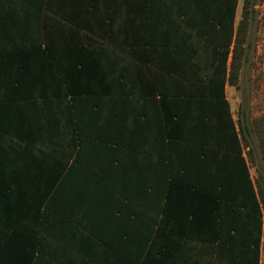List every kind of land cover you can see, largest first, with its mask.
Returning <instances> with one entry per match:
<instances>
[{"label": "crops", "instance_id": "obj_1", "mask_svg": "<svg viewBox=\"0 0 264 264\" xmlns=\"http://www.w3.org/2000/svg\"><path fill=\"white\" fill-rule=\"evenodd\" d=\"M243 2L0 0V264L185 247L174 234L206 196L183 186L215 182L170 170L189 166L191 138L233 146L222 94L237 119Z\"/></svg>", "mask_w": 264, "mask_h": 264}, {"label": "trees", "instance_id": "obj_2", "mask_svg": "<svg viewBox=\"0 0 264 264\" xmlns=\"http://www.w3.org/2000/svg\"><path fill=\"white\" fill-rule=\"evenodd\" d=\"M253 2L254 0L243 2L240 36L234 46L233 67L228 76L229 82L235 86L240 77L243 56L245 59L247 57L243 35L249 18L254 16ZM222 99L233 133V146L230 141L218 147L210 141L198 144V138H191L187 141L192 150L186 155L191 164L182 167V170H170V175L174 178L180 175L179 171L182 173L180 176L188 180L204 173L202 176L215 182L212 185L186 183L183 186L194 193L204 192L206 196L203 212H199L194 206H189L190 211H187L190 215V227L195 230L174 234L175 242H186L185 247L176 244L171 249H160L156 259H151L153 252L149 248L141 264H263L264 198L253 181L251 166L244 154V141L250 130L244 122L240 123L239 118L233 117L225 94H222ZM246 119L247 113L244 110L243 120ZM206 123L212 122L208 120ZM169 139L171 150H174L173 144L176 141H184L182 137ZM204 166L206 168L200 171L199 168ZM190 242L206 244V247L191 248L188 246Z\"/></svg>", "mask_w": 264, "mask_h": 264}, {"label": "rangeland", "instance_id": "obj_3", "mask_svg": "<svg viewBox=\"0 0 264 264\" xmlns=\"http://www.w3.org/2000/svg\"><path fill=\"white\" fill-rule=\"evenodd\" d=\"M253 4L254 16L249 18L243 35L247 57L243 56L236 86L235 112L240 123L244 122L250 130L244 141L245 152L264 198V0H254ZM244 110L246 120H243ZM262 261L264 264V249Z\"/></svg>", "mask_w": 264, "mask_h": 264}]
</instances>
